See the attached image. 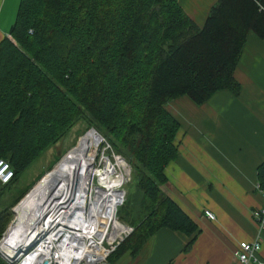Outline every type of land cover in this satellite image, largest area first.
Instances as JSON below:
<instances>
[{
  "label": "trees",
  "instance_id": "obj_1",
  "mask_svg": "<svg viewBox=\"0 0 264 264\" xmlns=\"http://www.w3.org/2000/svg\"><path fill=\"white\" fill-rule=\"evenodd\" d=\"M249 32L264 38V0H216L201 26L178 0H18L12 40L0 39V159L13 172L0 192L81 121L134 173L135 195L118 218L137 221L109 264L135 255L160 228L189 237L188 250L198 228L159 189L177 154L179 124L165 105L237 95L232 73ZM258 169L264 187V164ZM9 207L0 210V233Z\"/></svg>",
  "mask_w": 264,
  "mask_h": 264
},
{
  "label": "crops",
  "instance_id": "obj_2",
  "mask_svg": "<svg viewBox=\"0 0 264 264\" xmlns=\"http://www.w3.org/2000/svg\"><path fill=\"white\" fill-rule=\"evenodd\" d=\"M215 2L178 0L197 26ZM17 4L0 0V39L8 37ZM232 76L239 84L237 95L219 90L202 104L187 100L184 107L169 111L179 124L177 154L164 167L166 181L159 189L198 232L183 251L189 237L156 230L137 252L138 264H236L232 249L238 241L254 238L251 212L260 205L254 185L260 186L258 167L264 164V38L247 34ZM5 205L0 194V210ZM259 257L264 261V233Z\"/></svg>",
  "mask_w": 264,
  "mask_h": 264
},
{
  "label": "built area",
  "instance_id": "obj_3",
  "mask_svg": "<svg viewBox=\"0 0 264 264\" xmlns=\"http://www.w3.org/2000/svg\"><path fill=\"white\" fill-rule=\"evenodd\" d=\"M97 136L99 143L109 148L104 138ZM101 154L97 166L108 169L112 186L106 196L101 197L96 209H92L97 198L93 192L90 201L87 199L81 204L53 203L31 223L16 221L14 213L0 234V264H42L44 261L49 264H108V254L132 232L133 227L116 215V207L123 200L120 189L128 180L129 165L118 154L110 152L109 158ZM12 176L8 162L0 159V185L8 183ZM254 188L260 197V205L251 212L255 236L237 242L231 252L236 264H264L259 257L264 233V187L256 183ZM114 196H117L116 202ZM203 214L214 219L209 210H204Z\"/></svg>",
  "mask_w": 264,
  "mask_h": 264
},
{
  "label": "rangeland",
  "instance_id": "obj_4",
  "mask_svg": "<svg viewBox=\"0 0 264 264\" xmlns=\"http://www.w3.org/2000/svg\"><path fill=\"white\" fill-rule=\"evenodd\" d=\"M9 39L12 40L11 38ZM187 100H189L187 97H179L176 100L167 102L165 105V109L170 111L172 109L178 108V106L179 108L184 107L185 104L189 103ZM89 130H93L94 133H97L98 135L103 137L106 143L108 144L109 148H104L102 146L103 145L102 142L99 143L97 146H93L89 142V140H91V138H89L88 136L90 133ZM93 143L96 144V142L94 141ZM110 152L120 155L129 165L128 180L122 185L120 189L124 194L122 197L123 200L116 207V215L118 216V209L122 205L126 204L127 199L130 198V196L133 197L135 195L134 187H133L134 173L132 171L131 164L120 153H117L114 151V149L110 145V142L107 141L104 135H102L97 130H94L91 127L87 128L85 124L81 121L74 124L65 136L61 137L57 142L54 143L53 146H51L46 151H44L35 161H33L25 170H23L19 174L17 179L14 181V183L11 185V187L7 188L8 190L1 192L2 201L5 202V204H10L9 210L12 216H14V214L12 213V209H14L17 203L20 202L21 199H23L24 195L34 185H36L45 176V174H47L56 165V163L60 161L61 158L65 159L66 162H71V161L75 162L79 160V158L86 159V160L93 159L94 160L93 171L98 173L99 168L101 166L98 168H96L95 166L99 164V159L102 158L101 153H103V156L105 158L106 157L109 158ZM92 178L93 180H91L90 185H89V190H88L89 194L87 195V198L89 201L91 197L93 196L91 194L93 192L97 194L99 190V182H98L97 176L96 177L93 176ZM94 203L95 202H93L92 204V209H93ZM123 212L124 211H122V213ZM134 214L135 213H133V215ZM137 217H138L137 215H134V219L132 220V222H130V219L126 218L124 222L130 224L133 227L134 226L133 222L135 223L137 221ZM3 230L1 232H3ZM136 254L130 255L128 252H126L118 260L110 264H138V260H137L138 258L136 257ZM107 257H106V262L109 264V262L107 261Z\"/></svg>",
  "mask_w": 264,
  "mask_h": 264
},
{
  "label": "bare ground",
  "instance_id": "obj_5",
  "mask_svg": "<svg viewBox=\"0 0 264 264\" xmlns=\"http://www.w3.org/2000/svg\"><path fill=\"white\" fill-rule=\"evenodd\" d=\"M89 142L93 146L99 143V137L93 130H89ZM88 131V132H89ZM88 134V133H87ZM96 142L93 143V141ZM93 159H80L77 161L66 162L62 159L45 176L34 185L14 207L15 220L31 223L44 214L46 208L53 203H72L81 204L86 201L89 185L93 176H97L99 191L96 194L93 208L96 209L97 203L101 202V197L106 196V191L112 186L108 178V169L100 167L98 173L93 171ZM99 174V175H98ZM93 183V182H92ZM105 188V190H104ZM105 191V192H104ZM110 194H107V196ZM117 196H114L116 202ZM94 209V211H95ZM106 213V212H105ZM109 213V211H108ZM101 230L102 224L100 223ZM91 255V254H88Z\"/></svg>",
  "mask_w": 264,
  "mask_h": 264
},
{
  "label": "water",
  "instance_id": "obj_6",
  "mask_svg": "<svg viewBox=\"0 0 264 264\" xmlns=\"http://www.w3.org/2000/svg\"><path fill=\"white\" fill-rule=\"evenodd\" d=\"M12 213L14 214V210H12ZM42 264H49L48 262L44 261Z\"/></svg>",
  "mask_w": 264,
  "mask_h": 264
}]
</instances>
